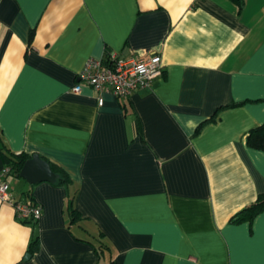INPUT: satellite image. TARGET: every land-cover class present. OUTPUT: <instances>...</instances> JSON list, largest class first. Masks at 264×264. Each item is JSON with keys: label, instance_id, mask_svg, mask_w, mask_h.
I'll use <instances>...</instances> for the list:
<instances>
[{"label": "crops", "instance_id": "0c3cea01", "mask_svg": "<svg viewBox=\"0 0 264 264\" xmlns=\"http://www.w3.org/2000/svg\"><path fill=\"white\" fill-rule=\"evenodd\" d=\"M241 2L0 0V138L65 171L82 216L69 229L64 188L8 178L42 214L0 204V264H264V212L229 223L264 194L246 145L264 123V0ZM154 53L162 76L129 98L99 106L79 79L90 59Z\"/></svg>", "mask_w": 264, "mask_h": 264}, {"label": "built area", "instance_id": "2783aa9c", "mask_svg": "<svg viewBox=\"0 0 264 264\" xmlns=\"http://www.w3.org/2000/svg\"><path fill=\"white\" fill-rule=\"evenodd\" d=\"M109 59L107 64L101 60L90 59L79 76L80 81H84L97 94L99 106L103 105L104 95H112L118 99L129 98L140 90L150 89L152 83L163 74L161 57L155 53L148 57L129 59H118L115 55H110ZM80 91L81 85L77 84L73 92ZM7 173L8 170L0 172V204L11 206L20 222L38 221L42 214L40 206L30 207L10 198L9 186L5 179Z\"/></svg>", "mask_w": 264, "mask_h": 264}, {"label": "trees", "instance_id": "16d2710c", "mask_svg": "<svg viewBox=\"0 0 264 264\" xmlns=\"http://www.w3.org/2000/svg\"><path fill=\"white\" fill-rule=\"evenodd\" d=\"M236 3L239 4V7L241 8L242 2L241 0H234ZM110 56L108 55L107 58L103 61L104 64H107L109 62ZM234 106V105H232ZM246 145L248 148L255 150V151H261L264 152V123L260 125L257 128L252 129L246 138ZM33 155H29L26 153H14L8 149L2 138H0V172L3 170H8V173L5 177L7 180L8 178H18L20 170L23 166V164L29 160ZM49 163V162H48ZM51 166L52 171L56 174V180L52 184L54 187L64 188L66 190V205H65V216L68 218V226L69 229L71 226L77 225L81 220L82 216L80 212L75 208V199L77 196V189L74 187L73 181L70 178V176L57 167L54 164L49 163ZM23 199L19 201V203L26 204L30 207L33 206H39L35 203L34 199L32 198V195L30 191L24 192ZM264 212V194L258 195L256 200L250 204L249 206H246L239 210L236 214H234L230 220L229 223L232 225H239L242 223H248L251 224L257 216H259L261 213ZM16 214V213H15ZM24 225H30V224H37L36 222H31V220H25L21 221ZM98 245L96 248L98 252L102 254L104 249L107 248L106 245L102 242ZM39 247V238L37 235H35L28 246V254H33L38 250ZM112 264H115L112 261Z\"/></svg>", "mask_w": 264, "mask_h": 264}, {"label": "water", "instance_id": "95a60500", "mask_svg": "<svg viewBox=\"0 0 264 264\" xmlns=\"http://www.w3.org/2000/svg\"><path fill=\"white\" fill-rule=\"evenodd\" d=\"M19 177L29 185L53 184L56 180V174L52 171L50 164L38 154H34L23 164ZM29 258L30 254H26L24 260Z\"/></svg>", "mask_w": 264, "mask_h": 264}]
</instances>
